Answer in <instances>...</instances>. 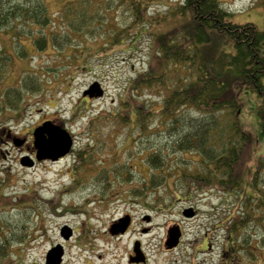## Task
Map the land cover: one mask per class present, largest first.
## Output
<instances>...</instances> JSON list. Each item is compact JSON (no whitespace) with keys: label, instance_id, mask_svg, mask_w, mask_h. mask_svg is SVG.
<instances>
[{"label":"trees","instance_id":"obj_1","mask_svg":"<svg viewBox=\"0 0 264 264\" xmlns=\"http://www.w3.org/2000/svg\"><path fill=\"white\" fill-rule=\"evenodd\" d=\"M51 1L0 0V83L12 76L17 58L31 56L25 38L38 51L54 48L71 64L75 41L81 46L78 55H84V49L89 48L87 40H102L105 52L124 42L126 36L134 37L130 27L117 28L112 23L113 8L108 0H63L56 11L51 9ZM143 2L132 0L130 4L133 23L147 19ZM172 14L183 21L168 33L155 34L154 63L129 80L116 110L96 113L87 120V143L74 151L73 169L81 176L93 170L95 149L106 148L127 127L125 141L130 142L123 144L128 146L125 149L140 155L150 150L146 158L151 173L147 178L142 175L139 183L144 189L136 193H156L172 178L178 189L189 195L216 187L239 198L241 215L228 228L240 232L250 222L264 221V156L253 167L249 165L252 137L240 122L243 93L255 94L264 104V30L252 21H235L222 0H179ZM7 41L13 44L14 52ZM84 64L90 62L77 66ZM50 84L41 72L26 71L18 81L4 89L0 86V116L8 110L21 116L29 95ZM83 101L77 112L82 111ZM161 135L164 139L154 142L153 136ZM143 138L147 139L146 148L140 147ZM178 153L199 158L182 160ZM122 156L118 151L112 154L113 168L98 174V182L105 183L104 193L111 181L136 180L129 170H122L125 164L120 167ZM136 160L146 162L139 157ZM249 185L256 194L247 192ZM167 189L170 192L169 184ZM12 229L0 226V264H10L13 240H20Z\"/></svg>","mask_w":264,"mask_h":264},{"label":"rangeland","instance_id":"obj_2","mask_svg":"<svg viewBox=\"0 0 264 264\" xmlns=\"http://www.w3.org/2000/svg\"><path fill=\"white\" fill-rule=\"evenodd\" d=\"M108 1L113 8L110 14L112 23L117 28L130 27V33H134L133 38L126 36L124 42L105 52L102 50V40H87L85 44L89 48L84 49V55H78L81 46L75 41L71 49L76 55L72 56L71 64L65 58H60L59 52L54 48L38 51L25 38L24 42L31 56L17 58L12 76L7 82L0 83L4 89L13 80L18 81L20 74L23 75L26 71L41 72L44 80L51 81L47 88L29 95V100L22 107L21 116L15 110L5 111L0 116V226L6 231L15 228L12 229L13 235L20 239L13 240L16 243L13 247L14 254L8 257L9 263H42L50 244L61 240L60 231L65 227L75 229L76 242L85 240L86 236L91 240L92 237L99 236L98 240L93 239L99 246L95 242L88 245L89 241L86 239L87 243L82 242L77 247L75 238L72 237L64 264H87L99 252L103 253V245L111 252L118 247L117 244H121L124 255L132 245L134 233L124 236L120 243V239L113 238L108 229L113 221L129 213L136 224L142 222V217L146 214H154L155 224L168 225L176 221L184 233L183 239L193 242L189 247L190 254L194 253L192 247L199 248L201 237L208 233L207 264H264V221L250 222L240 232L230 231L228 228L241 215L239 198L228 196L216 187L209 191L196 190L189 195L178 189L173 178L158 187L156 193L146 192L144 196L136 193L135 190L144 189L139 179L143 176L147 178L151 173L146 158V153L150 150L140 155L135 150L125 149L128 146L123 144L130 142L125 141L127 127L106 148L99 149L98 146L95 149L97 155L91 163L93 170L83 176L75 174L74 151L87 143V120L96 113L108 114L113 109L116 110L129 80L154 63L157 46L155 34L168 33L183 21L182 17L172 14L179 0H142L146 6L144 12H147V19L137 24L133 23L131 17L132 0ZM62 2L63 0H52L51 9L58 10ZM222 4L233 13L235 21H252L264 30V0H222ZM7 42V47L12 49L13 44ZM87 61L90 62L89 65L77 66ZM94 81L100 82L104 94L101 97H84L83 92ZM262 81L264 83V77ZM241 98L244 105L240 122L252 137L253 155L249 165L253 167L256 160L264 156V104L252 93H243ZM82 100V111L77 112L76 107ZM45 120H53L70 130L75 139L74 146L69 154L59 160L36 161L31 167L24 166L20 163L23 157L35 158L32 131ZM18 137L28 139L29 142L16 146L14 139ZM164 137L153 136V140L156 142V138L163 140ZM117 138L118 142H115ZM146 143L147 139L143 138L139 145L146 148ZM117 151L123 154L120 167L125 164L126 168L122 170H129L136 180L117 183L111 181L104 193L105 183L98 182L97 177L103 169L113 168L110 159ZM138 157L146 162L136 160ZM193 157L199 158L190 153L177 154V158L182 160ZM77 181L79 184L73 187ZM247 192L256 194L251 185ZM58 200V205H55ZM160 200L162 201L159 203ZM153 204H156L153 208L158 209L150 212L148 205ZM261 211L264 215V209ZM83 222L85 230L83 225L78 224ZM156 235L153 233L152 237L146 236V242L152 243ZM246 237L248 241L244 242ZM198 253L200 261L202 260L200 264H206L202 253ZM152 254L154 258L157 257L155 252L152 251ZM113 261L118 259L108 255L102 263L111 264Z\"/></svg>","mask_w":264,"mask_h":264},{"label":"flooded vegetation","instance_id":"obj_3","mask_svg":"<svg viewBox=\"0 0 264 264\" xmlns=\"http://www.w3.org/2000/svg\"><path fill=\"white\" fill-rule=\"evenodd\" d=\"M28 139L26 140V143H28ZM161 201H159L160 203ZM156 204L148 205L150 208L148 209L150 212L156 211L158 208H153ZM195 215L197 214L194 213ZM130 215L129 213H126L124 216L119 217L125 218L126 216ZM132 215H130L131 217ZM155 216L154 214H146L142 217V222L139 224L134 223V217H131V222L128 225V227L123 231H119L117 233H114L111 231V227L114 223H117L116 220L113 221L110 224V227L108 229L110 235L114 238H117L119 242L121 243L124 236H129L131 233H134V237L132 240V245L130 248H127V252L123 255L121 250L122 246L121 244H117V248L113 251L109 252L107 250L106 246H101L103 253H98L97 256L93 258L91 262H88L87 264H103L102 261L105 260L108 255H111L112 258H117L118 261H113L111 264H200V253L204 256L205 263H208V249H209V241H208V233L207 235H203L201 237L200 241V247H192V251L194 250V253L190 254L189 247L192 246L193 242L190 241V243L187 240L183 239L184 233L181 230V227L178 226V223L176 221L168 223V225H161V224H155ZM84 223H78L80 225L84 226ZM77 224V225H78ZM134 226H136L134 228ZM69 228V236L65 235V232L60 231L61 234V240L52 242L50 247L47 249L44 255V261L42 263H36L33 264H50L48 260V256L56 253H60V262L59 264L65 263V257L68 255V246L70 241L75 238L73 244L77 246L78 244H82V242L87 243L88 245L91 242H95L96 246H99V244L95 241L97 237H92L95 240L89 239L88 236L85 237V240H80L76 242V235H75V229L73 227ZM85 230V226L83 228ZM82 229V231H83ZM136 229V232H133V230ZM156 230H158L156 232ZM108 233V234H109ZM154 236V240L152 243L146 242L147 239H145L146 236L152 237ZM179 233V239L176 244H174V234ZM107 235V234H106ZM109 235V237H110ZM149 237V238H150ZM87 239V241H86ZM99 238H97L98 240ZM155 241V242H154ZM205 244V246H203ZM151 245V246H149ZM95 246V245H94ZM79 247V246H77ZM148 247V248H147ZM90 250V247L88 248ZM99 250V249H98ZM152 251L157 254V257L154 258V254H152ZM174 252V253H171ZM123 259L121 260V258ZM202 264V263H201Z\"/></svg>","mask_w":264,"mask_h":264},{"label":"water","instance_id":"obj_4","mask_svg":"<svg viewBox=\"0 0 264 264\" xmlns=\"http://www.w3.org/2000/svg\"><path fill=\"white\" fill-rule=\"evenodd\" d=\"M104 94V89L100 82L94 81L91 85L83 92L84 96L101 97ZM34 136V147L36 148V160H52L56 161L70 152L74 145V137L71 132L61 124L54 122L53 120H46L42 124L38 125L33 132ZM26 141L25 138H15L14 144L21 146ZM22 165L33 166L35 160L30 156L23 157L20 162ZM185 214H191L186 213ZM131 222V217L128 215L125 218H121L117 223H114L111 227V231L117 233L124 231ZM66 236H69V228L65 227L62 229ZM174 244L178 242L179 233H175ZM50 264H59L60 253H54L48 256Z\"/></svg>","mask_w":264,"mask_h":264}]
</instances>
